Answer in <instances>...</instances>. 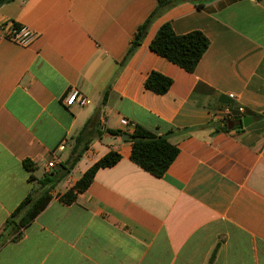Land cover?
<instances>
[{"label": "crops", "instance_id": "obj_1", "mask_svg": "<svg viewBox=\"0 0 264 264\" xmlns=\"http://www.w3.org/2000/svg\"><path fill=\"white\" fill-rule=\"evenodd\" d=\"M158 4L14 0L0 7V25L36 33L27 47L0 40V232L24 200L44 192L39 180L60 169L49 171V161L57 154L65 163L92 118L99 130L132 133L126 123H134L168 134L180 150L156 178L131 161L130 138L94 139L22 238L0 249V264H264V0L168 8L124 63ZM167 23L178 35L201 31L210 40L194 73L151 50ZM152 72L172 80L166 94L145 87ZM74 89L86 105H64ZM245 116L254 119L249 127L221 130ZM111 151L122 157L116 166L99 170L76 203L59 201Z\"/></svg>", "mask_w": 264, "mask_h": 264}, {"label": "trees", "instance_id": "obj_2", "mask_svg": "<svg viewBox=\"0 0 264 264\" xmlns=\"http://www.w3.org/2000/svg\"><path fill=\"white\" fill-rule=\"evenodd\" d=\"M14 0H0V7ZM199 0H159L155 11L145 23L139 27L130 49L124 60L126 63L135 51L143 43L147 32L154 22L168 8L185 2H197ZM199 9L203 5H198ZM210 47V40L201 31H192L184 35H178L171 24H164L152 41L150 48L157 55L179 66L189 73H194L204 54ZM172 86V80L160 73L152 72L146 80L145 87L158 95L166 94ZM132 133L122 130L103 129L94 126V118L90 119L81 133L76 137L71 156L65 163H61L57 173L46 174L39 184L44 189L41 195H31L12 213L7 219L4 228L0 232V249L10 241L22 238L23 231L27 229L35 218L48 206L52 199L51 192L62 182L81 161L88 151L90 144L96 138L104 134L114 137L129 136L132 142L131 161L144 171L156 178H162L178 157L180 150L169 141L167 135H157L144 127L130 123ZM243 128V118L226 123L221 130L228 131ZM122 157L115 151L109 152L93 166L65 193L59 195V201L65 205L77 202L80 194L85 193L92 185L99 170L116 166ZM24 167L30 173L36 170V165L30 160L24 162ZM31 181L33 176L30 177Z\"/></svg>", "mask_w": 264, "mask_h": 264}, {"label": "built area", "instance_id": "obj_3", "mask_svg": "<svg viewBox=\"0 0 264 264\" xmlns=\"http://www.w3.org/2000/svg\"><path fill=\"white\" fill-rule=\"evenodd\" d=\"M36 38V33L32 31L29 27L20 26L12 22L4 23L0 25V40H7L17 45L27 47L29 46L34 39ZM230 97L232 99H237L234 94H231ZM64 105L70 107L75 103L79 105H86L87 98L84 97L78 90L74 89L71 93L64 99ZM239 112L244 113V108L240 107ZM227 115H230V111L227 110ZM127 128L133 130L131 124L126 123ZM68 145V141H65L61 147L59 148V152H63L66 150ZM60 157L55 154L52 159L49 161L47 168L49 171H53L57 169V167L61 164Z\"/></svg>", "mask_w": 264, "mask_h": 264}, {"label": "water", "instance_id": "obj_4", "mask_svg": "<svg viewBox=\"0 0 264 264\" xmlns=\"http://www.w3.org/2000/svg\"><path fill=\"white\" fill-rule=\"evenodd\" d=\"M253 120H254V119H253L252 117H250V116H245V117L243 118V124H244V126H245V127H249L250 124L253 122ZM123 139L128 140V139H129V136H124Z\"/></svg>", "mask_w": 264, "mask_h": 264}, {"label": "rangeland", "instance_id": "obj_5", "mask_svg": "<svg viewBox=\"0 0 264 264\" xmlns=\"http://www.w3.org/2000/svg\"><path fill=\"white\" fill-rule=\"evenodd\" d=\"M103 143H104V144H107L108 141H107V140H104ZM73 145H74V144H72V147L70 148V151H69L70 153H69V154H71V151H72V149H73ZM69 157H70V156H69ZM67 159H68V158H67ZM83 167H84V165H83ZM58 168H59V166H58ZM74 176H75V179L79 178V173H76ZM68 184H69V185H70V184H73V181H72V180L69 181Z\"/></svg>", "mask_w": 264, "mask_h": 264}]
</instances>
